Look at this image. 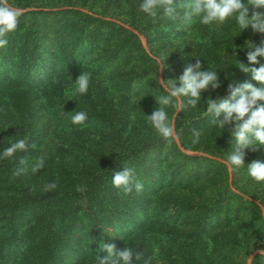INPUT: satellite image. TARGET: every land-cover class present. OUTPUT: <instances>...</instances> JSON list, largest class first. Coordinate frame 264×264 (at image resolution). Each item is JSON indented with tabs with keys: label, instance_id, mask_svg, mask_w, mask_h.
<instances>
[{
	"label": "trees",
	"instance_id": "trees-1",
	"mask_svg": "<svg viewBox=\"0 0 264 264\" xmlns=\"http://www.w3.org/2000/svg\"><path fill=\"white\" fill-rule=\"evenodd\" d=\"M9 3L28 11L0 49V151L10 139L29 140L26 151L0 160V264H94L97 255H108L102 245L133 248L151 264H246L264 248V216L251 201L264 204V186L246 168L232 172L231 185L224 163L182 152L144 116L156 109L162 81L178 79L199 58L221 71L222 85L203 92L198 109L183 100L175 130L185 149L225 161L235 147L231 126L217 129L204 115L205 101L227 99L229 83L259 86L239 63L247 64L245 41L259 45L264 36L249 29L236 37L234 21L190 30L147 22L137 0ZM111 10L119 13L115 21L101 17ZM119 21L144 35L148 50ZM161 55L169 56L166 67L156 69ZM83 72L90 86L79 95L71 80ZM74 110L88 113L83 128L65 115ZM41 155L39 173L13 175L20 159ZM257 159L264 162V146L246 152L245 166ZM123 166L134 170L141 192L112 186V173ZM51 183L56 187L45 190ZM252 263L264 264V256Z\"/></svg>",
	"mask_w": 264,
	"mask_h": 264
},
{
	"label": "clouds",
	"instance_id": "clouds-1",
	"mask_svg": "<svg viewBox=\"0 0 264 264\" xmlns=\"http://www.w3.org/2000/svg\"><path fill=\"white\" fill-rule=\"evenodd\" d=\"M264 0H137V12L140 17L156 23L160 20L170 21L184 30H190L195 24L215 27L217 29L234 21L232 34L238 37L241 33L251 29L254 34L264 36ZM22 11L9 3V0H0V49L9 43V35L15 33L19 26V18ZM247 52V64L239 63V69L250 74L253 83H242L238 86L228 85L230 95L227 99L217 98L215 101L209 97L205 104L207 109L204 115H212V124L224 132L231 126V137L235 141V147L229 152L224 161L226 168L233 173L246 168L248 177L257 185L264 186V162L257 159L245 166L247 151H255L264 146V41L259 45L245 41ZM169 56L161 55L156 58V69L165 65ZM194 58V57H193ZM195 63H188L182 75L178 79L162 81L163 89L156 98V109L150 116L145 115L147 123L155 131L158 137L169 139L174 134L173 116L169 109L175 113L184 107L182 101H187V107L198 109L205 91L219 89L222 85L219 73L214 67H205L199 58H194ZM256 65H259L256 67ZM226 74L225 79H230ZM91 76L83 72L72 85L79 95H86L89 90ZM165 92L167 94H165ZM73 101V100H69ZM70 115L72 126L83 128L88 121L86 111H76ZM195 141L201 137L200 131L194 132ZM27 136L9 141L8 145L0 151V160H9L17 154L27 150ZM36 146L33 145V148ZM45 156L33 157L30 160L20 159L22 167L17 168L13 175L19 176L30 170L37 174L45 167ZM26 165V167H25ZM112 186L121 189L125 193L133 190L141 192L144 185L137 180L134 170L123 166L112 173ZM56 187L55 183L47 184L45 190ZM102 250L107 256L101 258L97 255L94 264H151L152 258L145 257L143 253H137L133 248L125 247L116 250L112 245H102Z\"/></svg>",
	"mask_w": 264,
	"mask_h": 264
},
{
	"label": "water",
	"instance_id": "water-1",
	"mask_svg": "<svg viewBox=\"0 0 264 264\" xmlns=\"http://www.w3.org/2000/svg\"><path fill=\"white\" fill-rule=\"evenodd\" d=\"M21 11H22V10H21ZM22 12H26V11H22ZM109 20L115 21V20H113V19H109ZM116 22H117V21H116ZM121 25L124 26L125 28L129 29L130 31H133L134 33H136V34L140 37V39L143 41V43H144V45H145V41H144L143 37H142L137 31H135V30L132 29L131 27L126 26V25H124V24H121ZM176 116H177V114L175 115V118H176ZM173 127H174V134H173V137H174V139H175V142H176L178 148H179L182 152H184V153H186V154H193V152L186 150V149L181 145L180 140H179V138H178V136H177V134H176V130H175V119L173 120ZM200 155H204V156H206V157H210L211 159H214V160H217V161H219V162L224 163V161H223L221 158H217V157H213V156H208V155H206V154H200ZM224 164H225V163H224ZM229 173H230V183H231V185H232V172L229 171ZM231 187H232V189L234 190V187H233V186H231ZM251 201L255 202V203L261 208L262 212H264V205H263L262 203H260V202L257 201V200H254V199H251ZM259 255H263V256H264V250H259V251L254 252V253L250 256V258H249L247 264H252V262H253V260L255 259V257H257V256H259Z\"/></svg>",
	"mask_w": 264,
	"mask_h": 264
},
{
	"label": "rangeland",
	"instance_id": "rangeland-1",
	"mask_svg": "<svg viewBox=\"0 0 264 264\" xmlns=\"http://www.w3.org/2000/svg\"><path fill=\"white\" fill-rule=\"evenodd\" d=\"M76 9H81V8H76ZM20 10H22V11H28V9H20ZM82 11H85V12H89V13H91L89 10H86V9H81ZM116 15L118 16L119 15V13L116 11V10H111V12L110 13H107V16H101L102 18H104V19H113V20H116L115 18H113V17H116ZM118 21V20H117ZM119 22H121V21H119ZM121 23H123V22H121ZM124 24V23H123ZM125 25V24H124ZM128 26V25H127ZM135 31H137V30H135ZM138 32V31H137ZM139 33V32H138ZM140 34V33H139ZM142 37H143V39H144V41H145V45H144V43H143V41L141 40V43H142V45L148 50V45H147V39H146V37L144 36V35H142V34H140ZM140 38V37H139ZM180 47H183V45L182 46H180ZM181 49V48H180ZM182 50V49H181ZM183 51V50H182ZM161 70H162V68H161ZM180 112V111H179ZM179 112H176V114L178 115V113ZM175 114V115H176ZM175 115H174V118H173V120L175 119V121H176V118H175ZM177 117V116H176ZM177 134V133H176ZM178 136V135H177ZM174 138V137H173ZM179 138V137H178ZM175 140V139H174ZM180 140V139H179ZM180 143H181V141H180ZM182 145V144H181ZM187 150V149H186ZM188 151H191V150H188ZM191 152H193V154H188V155H191V156H196L198 153H200V154H206V153H203V152H195V151H191ZM206 155H209V154H206ZM228 172H229V170H228ZM261 202V201H260ZM262 203V202H261ZM263 204V203H262ZM264 205V204H263ZM263 213V216H264V212H262ZM259 250H264V248H260V249H257V250H254L252 253H250V255H249V257L247 258V260H246V264L248 263V260H249V258H250V256L254 253V252H256V251H259ZM259 256H263V255H259ZM258 257V256H257ZM255 259H256V257H255ZM254 259V260H255ZM253 260V261H254ZM253 264V263H252Z\"/></svg>",
	"mask_w": 264,
	"mask_h": 264
}]
</instances>
